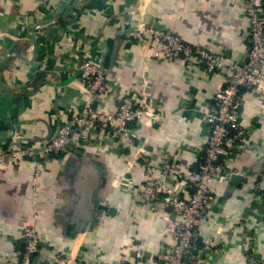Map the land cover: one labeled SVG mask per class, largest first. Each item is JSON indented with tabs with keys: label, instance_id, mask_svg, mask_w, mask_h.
<instances>
[{
	"label": "crops",
	"instance_id": "1",
	"mask_svg": "<svg viewBox=\"0 0 264 264\" xmlns=\"http://www.w3.org/2000/svg\"><path fill=\"white\" fill-rule=\"evenodd\" d=\"M244 3L0 0V149L10 144L41 148L82 111L88 99L78 82L82 59L96 62L120 95L135 101L141 98L146 66L153 105L161 115L147 151L158 168L155 177L174 186L207 146L210 126L204 114L230 72L209 73L184 60L158 59V44L130 33L140 23L152 26L236 66L251 48ZM40 23L41 30L34 31ZM241 93L248 143L227 162L241 179L216 186L199 239L201 264H248L246 253L264 264V194L255 188L264 186V98ZM96 105L115 114L118 102L110 93ZM135 128L142 146L148 131L144 122ZM129 157L126 146L105 137L73 144L51 157L38 176L30 159L5 157L0 163V264L20 261L25 232L33 226L45 242L38 261L51 264L68 256L78 248L76 228L84 220L93 222L79 250L86 264H119L125 254L135 264H151V252L170 250L174 242L164 233L163 217L171 212L162 203L140 200L149 178L141 162L125 169ZM163 160L174 168L166 178L160 171ZM181 196L190 193L183 189ZM101 203L116 208L115 216L99 211Z\"/></svg>",
	"mask_w": 264,
	"mask_h": 264
},
{
	"label": "built area",
	"instance_id": "2",
	"mask_svg": "<svg viewBox=\"0 0 264 264\" xmlns=\"http://www.w3.org/2000/svg\"><path fill=\"white\" fill-rule=\"evenodd\" d=\"M245 11L250 21L251 48L238 65H229L223 56L202 47H195L185 42L181 36L146 27L140 23L130 33L131 37L142 41L147 35L160 46L156 58L166 61L184 60L194 64L204 72L214 73L223 69L230 72L227 85L215 96V104L205 111L204 120L210 126L206 148L193 169L185 172L172 187L155 174L158 170L148 154L151 132L161 119L153 105L152 83L147 67L143 68L142 93L139 101L121 96L116 86L109 80L100 66L84 59L78 77L79 85L85 90L88 99L82 111L71 118L59 130L57 136L41 148L28 149L10 144L0 149V163L5 157L19 160L30 159L35 164L38 176L44 164L53 156L64 154L73 144L95 141L99 138L120 142L130 150L125 169L141 162L149 178L147 186L138 195L140 200L154 204L162 203L171 207L172 212L163 217L164 233L174 242L170 250L163 249L158 254L159 264H201L199 239L202 224L212 213L218 184H225L236 174L227 165L229 156L244 147L248 142V131L241 124L240 112L244 107V97L254 95L264 98V0H244ZM112 93L118 102L115 114L105 113L97 108L100 97ZM144 122L148 131L142 146H137L139 139L135 124ZM163 178L174 174V168L163 160L160 168ZM255 188L264 194V186ZM190 193L183 198L181 191ZM101 205H106L102 204ZM93 222L80 234L77 249L68 256H60L51 264H86L80 255V247ZM221 233V230L218 229ZM25 248L20 261L14 264H43L37 260V254L45 245L35 226L26 230ZM207 248V246H206ZM248 264H259L253 253H246ZM119 264H135L125 256Z\"/></svg>",
	"mask_w": 264,
	"mask_h": 264
},
{
	"label": "water",
	"instance_id": "3",
	"mask_svg": "<svg viewBox=\"0 0 264 264\" xmlns=\"http://www.w3.org/2000/svg\"><path fill=\"white\" fill-rule=\"evenodd\" d=\"M41 28H42V24L40 23V24H37V25H35V27H34V31H40L41 30ZM39 36V33L38 32H34V38H35V40H36V38ZM35 47H36V45H35ZM82 62H83V59L81 60V62H80V64H79V71H80V69H81V65H82ZM58 132H59V130H58ZM58 132L56 133V135L49 141V142H51L56 136H57V134H58ZM241 178H239L238 176H233L232 178H231V181L232 180H240ZM98 203V202H97ZM98 208H99V211H101V212H109V214H110V216L111 217H114L115 216V214L117 213V210H116V208H114V207H108L107 205H98ZM169 210H170V212H172V208L171 207H169ZM85 221L86 220H84V223H85ZM84 223H81L80 225H79V227L78 228H76L77 229V231H78V234H80L88 225H89V222H87L86 224H84ZM92 223V222H91ZM152 253V258H151V264H158V254H159V251L158 252H156V253H154L153 254V252H151Z\"/></svg>",
	"mask_w": 264,
	"mask_h": 264
}]
</instances>
